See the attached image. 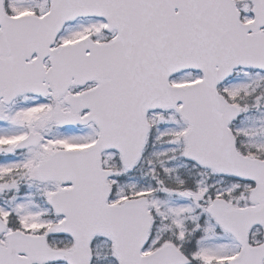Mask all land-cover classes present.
I'll list each match as a JSON object with an SVG mask.
<instances>
[{
    "label": "snow or ice",
    "instance_id": "6c2138e0",
    "mask_svg": "<svg viewBox=\"0 0 264 264\" xmlns=\"http://www.w3.org/2000/svg\"><path fill=\"white\" fill-rule=\"evenodd\" d=\"M0 264H264V0H0Z\"/></svg>",
    "mask_w": 264,
    "mask_h": 264
}]
</instances>
